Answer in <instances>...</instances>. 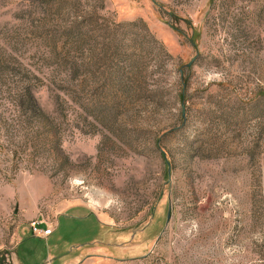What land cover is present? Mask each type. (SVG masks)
<instances>
[{"label":"rangeland","instance_id":"1","mask_svg":"<svg viewBox=\"0 0 264 264\" xmlns=\"http://www.w3.org/2000/svg\"><path fill=\"white\" fill-rule=\"evenodd\" d=\"M22 248L264 264V0H0V264Z\"/></svg>","mask_w":264,"mask_h":264},{"label":"crops","instance_id":"2","mask_svg":"<svg viewBox=\"0 0 264 264\" xmlns=\"http://www.w3.org/2000/svg\"><path fill=\"white\" fill-rule=\"evenodd\" d=\"M74 210H79L77 216L78 217H84V216H88L86 214L91 213L87 210H85L84 208L78 207L75 208ZM84 211V212H83ZM104 225H110L112 226V224H110L109 222H105V221H101ZM53 231L50 233L49 236L47 237H36L39 240H43V241H47L50 239V236L52 235ZM36 238H33L34 240H36ZM23 237L20 239V241L17 243L16 249L18 250L19 247H21L23 245ZM15 249V251H16ZM22 255L17 251V253H15V264H33V260H34V252L32 251L31 248L25 249L22 248ZM116 261L119 262L121 260H117L115 258H112L111 256H107V255H103L101 254L98 250H94V251H90V252H85L82 249L79 250V255L76 259H74L70 264H105V262L108 261ZM124 260H128V259H124Z\"/></svg>","mask_w":264,"mask_h":264},{"label":"built area","instance_id":"3","mask_svg":"<svg viewBox=\"0 0 264 264\" xmlns=\"http://www.w3.org/2000/svg\"><path fill=\"white\" fill-rule=\"evenodd\" d=\"M30 231H31V234L33 236H35V237L36 236L47 237L52 232V228H50V229H41L40 223L36 221V222H33L30 225Z\"/></svg>","mask_w":264,"mask_h":264}]
</instances>
